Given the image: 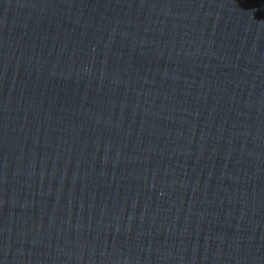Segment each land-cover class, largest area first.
<instances>
[{
  "label": "water",
  "instance_id": "95a60500",
  "mask_svg": "<svg viewBox=\"0 0 264 264\" xmlns=\"http://www.w3.org/2000/svg\"><path fill=\"white\" fill-rule=\"evenodd\" d=\"M0 264H264V0H0Z\"/></svg>",
  "mask_w": 264,
  "mask_h": 264
}]
</instances>
